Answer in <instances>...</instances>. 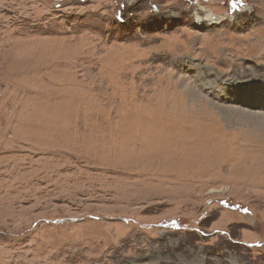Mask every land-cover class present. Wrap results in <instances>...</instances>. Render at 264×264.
Listing matches in <instances>:
<instances>
[{"label":"rangeland","instance_id":"rangeland-1","mask_svg":"<svg viewBox=\"0 0 264 264\" xmlns=\"http://www.w3.org/2000/svg\"><path fill=\"white\" fill-rule=\"evenodd\" d=\"M262 91L264 0H0V264H264Z\"/></svg>","mask_w":264,"mask_h":264},{"label":"bare ground","instance_id":"bare-ground-1","mask_svg":"<svg viewBox=\"0 0 264 264\" xmlns=\"http://www.w3.org/2000/svg\"><path fill=\"white\" fill-rule=\"evenodd\" d=\"M201 9V8H200ZM202 11H204V19H205V21H207L208 22V24L209 23H211V22H216L217 20H220V19H222V18H226L227 16H225V17H222L223 15H225V14H220V15H214V14H212V12H210V11H208V10H206L205 8L204 9H202ZM197 14V13H196ZM216 20V21H215ZM218 22V21H217ZM168 97V96H167ZM189 97V96H188ZM166 98V97H165ZM165 100V99H164ZM167 100V99H166ZM165 100V101H166ZM169 100H171V99H169ZM261 101H262V106L264 107V91H262V100H261V98H260V96L258 95V96H256V101H252L251 102V104H259V102L261 103ZM164 102V101H163ZM172 101H170V103H171ZM173 103V102H172ZM166 104V103H165ZM160 105V104H159ZM168 105V104H167ZM140 110H142V108H140ZM146 111V110H145ZM142 112V111H141ZM177 144V143H176ZM160 151V150H159ZM161 157V156H160Z\"/></svg>","mask_w":264,"mask_h":264}]
</instances>
